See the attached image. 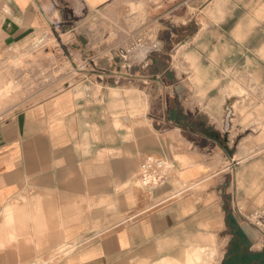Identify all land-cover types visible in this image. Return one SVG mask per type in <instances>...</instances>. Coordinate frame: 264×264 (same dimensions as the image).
<instances>
[{"label": "crops", "instance_id": "1", "mask_svg": "<svg viewBox=\"0 0 264 264\" xmlns=\"http://www.w3.org/2000/svg\"><path fill=\"white\" fill-rule=\"evenodd\" d=\"M262 7L0 0V73L51 37L75 70L67 89L0 119V264H204V250L209 264H260L264 228L248 215L263 210L264 224V138L240 148L225 107L174 58L235 64ZM149 157L171 170L155 189L139 182Z\"/></svg>", "mask_w": 264, "mask_h": 264}, {"label": "rangeland", "instance_id": "2", "mask_svg": "<svg viewBox=\"0 0 264 264\" xmlns=\"http://www.w3.org/2000/svg\"><path fill=\"white\" fill-rule=\"evenodd\" d=\"M130 10L132 13L133 10ZM240 12L244 13L247 10ZM252 13L251 32L247 31L245 35L237 36L238 39H246L248 48L236 50L235 64L186 65L181 64L176 56L174 69L178 72H187L197 89L204 88L211 91V95H214L210 96L211 100L225 107L226 112L223 115L228 124L227 130L234 128L233 134H240L238 137L240 148L243 147L244 140L247 142L251 140L258 149L260 138H264V7L253 9ZM111 23L115 28V22L111 21ZM246 27L248 28V25ZM240 35L242 36L239 37ZM40 39H37L35 45L21 56L10 60L5 70L0 73V119L8 117L11 114L7 112L9 110L46 99L72 84L68 74L75 70L69 54L58 46L54 37L44 38L43 46L37 48L36 44ZM137 49V52H128V49L117 50L119 61L124 62L125 56L133 60L131 57L136 55L135 53L141 57L143 48L137 47ZM200 98L207 99L206 96ZM241 211L247 210L241 209ZM262 211L256 209L247 214L258 228H264L263 222L259 225L256 223L261 220ZM203 252L204 264H209L206 250ZM197 263H201L200 258L187 262V264Z\"/></svg>", "mask_w": 264, "mask_h": 264}, {"label": "built area", "instance_id": "3", "mask_svg": "<svg viewBox=\"0 0 264 264\" xmlns=\"http://www.w3.org/2000/svg\"><path fill=\"white\" fill-rule=\"evenodd\" d=\"M44 40V38H41L36 47L43 46ZM170 171V166L165 160L149 157L141 166L139 182L145 188L155 189L169 180ZM261 220H258L256 223L258 225L261 224Z\"/></svg>", "mask_w": 264, "mask_h": 264}, {"label": "trees", "instance_id": "4", "mask_svg": "<svg viewBox=\"0 0 264 264\" xmlns=\"http://www.w3.org/2000/svg\"><path fill=\"white\" fill-rule=\"evenodd\" d=\"M260 264H264V256H258L256 259Z\"/></svg>", "mask_w": 264, "mask_h": 264}]
</instances>
